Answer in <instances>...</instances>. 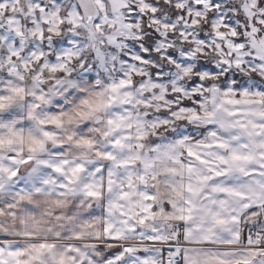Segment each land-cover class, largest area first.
<instances>
[{"label": "snow or ice", "instance_id": "6c2138e0", "mask_svg": "<svg viewBox=\"0 0 264 264\" xmlns=\"http://www.w3.org/2000/svg\"><path fill=\"white\" fill-rule=\"evenodd\" d=\"M0 264H264V0H0Z\"/></svg>", "mask_w": 264, "mask_h": 264}]
</instances>
